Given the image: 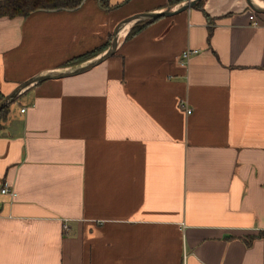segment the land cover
<instances>
[{"label": "crops", "instance_id": "1", "mask_svg": "<svg viewBox=\"0 0 264 264\" xmlns=\"http://www.w3.org/2000/svg\"><path fill=\"white\" fill-rule=\"evenodd\" d=\"M187 1L1 18L0 94ZM150 21L98 66L9 104L0 264H264V15L202 0ZM185 50L198 53L180 66Z\"/></svg>", "mask_w": 264, "mask_h": 264}, {"label": "water", "instance_id": "2", "mask_svg": "<svg viewBox=\"0 0 264 264\" xmlns=\"http://www.w3.org/2000/svg\"><path fill=\"white\" fill-rule=\"evenodd\" d=\"M199 1L200 0H189L174 11H170L169 9H166L160 12L140 13L121 21L115 27L111 45L106 51H104L97 57L87 61L86 63H83V65L81 64L78 66H74L62 72L48 73L45 75L35 76L22 82L17 87H15L9 94L5 95L4 98L0 101V110H2V108H4L5 106L11 104L18 97L20 93H22L24 90H26L28 87L34 84L47 80H59V79L80 75L104 62L106 59H108L110 56L114 54L116 47L118 45L119 34L127 25L130 24L134 25L137 22L154 20L160 16H171L178 12L193 8L196 5V3H198ZM245 1L249 6V8L254 13H256L257 15H264V8H261L258 5L254 4L252 0H245Z\"/></svg>", "mask_w": 264, "mask_h": 264}, {"label": "trees", "instance_id": "3", "mask_svg": "<svg viewBox=\"0 0 264 264\" xmlns=\"http://www.w3.org/2000/svg\"><path fill=\"white\" fill-rule=\"evenodd\" d=\"M84 0H0V19H14L27 17L31 13L39 10H72L77 9ZM264 1V0H262ZM169 4H175L178 0H168ZM100 6L109 9L108 0H99ZM202 0L196 3V8H201ZM204 13V12H203ZM206 19H209L208 15L205 14ZM152 22V21H148ZM147 22V23H148ZM142 22H137L131 27L130 31L126 35V39L133 36L139 29ZM146 23V24H147ZM109 46V45H108ZM103 52V49H97L89 53L83 54L79 57L66 62V66L79 65L92 58L97 57ZM4 98V95L0 94V101ZM10 105L5 106L0 110V132L3 128V124L6 120ZM254 237H250L251 241Z\"/></svg>", "mask_w": 264, "mask_h": 264}, {"label": "built area", "instance_id": "4", "mask_svg": "<svg viewBox=\"0 0 264 264\" xmlns=\"http://www.w3.org/2000/svg\"><path fill=\"white\" fill-rule=\"evenodd\" d=\"M249 20L252 21V25H255V26L258 25V21L256 20L254 14H251V15L249 16ZM197 53H198L197 50H185V51H183V52L180 54L179 58H178V63H179V65H180V66H184V65L189 61V59H190L193 55H195V54H197ZM23 111H24V110H22V112H23ZM186 113H187V114H190V111L187 110ZM0 193H1V194H7V195H10V196H15V194H14L13 192L9 191L8 188H7L5 185L0 189Z\"/></svg>", "mask_w": 264, "mask_h": 264}, {"label": "bare ground", "instance_id": "5", "mask_svg": "<svg viewBox=\"0 0 264 264\" xmlns=\"http://www.w3.org/2000/svg\"><path fill=\"white\" fill-rule=\"evenodd\" d=\"M252 1L254 2V4L258 5L259 7L264 8V1H262V0H252ZM125 29H128V27H125L122 31H125ZM121 32H120V34H121ZM120 34H119V40L121 41L125 37L126 34L123 36H121Z\"/></svg>", "mask_w": 264, "mask_h": 264}, {"label": "rangeland", "instance_id": "6", "mask_svg": "<svg viewBox=\"0 0 264 264\" xmlns=\"http://www.w3.org/2000/svg\"><path fill=\"white\" fill-rule=\"evenodd\" d=\"M79 65H80V64H79ZM74 66H78V65H74ZM74 66H73V67H74Z\"/></svg>", "mask_w": 264, "mask_h": 264}]
</instances>
